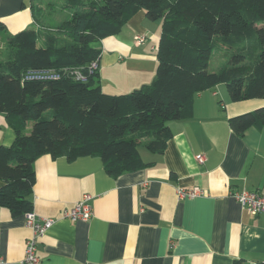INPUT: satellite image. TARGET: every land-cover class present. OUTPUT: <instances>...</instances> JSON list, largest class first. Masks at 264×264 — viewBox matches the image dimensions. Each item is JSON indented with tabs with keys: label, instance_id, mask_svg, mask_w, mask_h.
<instances>
[{
	"label": "crops",
	"instance_id": "obj_1",
	"mask_svg": "<svg viewBox=\"0 0 264 264\" xmlns=\"http://www.w3.org/2000/svg\"><path fill=\"white\" fill-rule=\"evenodd\" d=\"M69 16L47 0H0V56L8 37L29 28L53 30ZM161 22L138 11L120 33L93 42L103 93H130L154 80ZM243 102L231 101L223 83L197 93L192 116L167 123L172 137L165 150L141 147L147 166L117 178L100 157L36 158L32 212L55 220L37 243L40 264H261L264 215H249L231 196L242 190L264 195V127L237 135L228 126L229 118L263 104ZM14 138L0 113V145ZM190 188L205 194L177 197V189ZM86 194L92 196L87 222L61 218ZM29 235L24 214L14 217L0 206V264H22Z\"/></svg>",
	"mask_w": 264,
	"mask_h": 264
},
{
	"label": "trees",
	"instance_id": "obj_2",
	"mask_svg": "<svg viewBox=\"0 0 264 264\" xmlns=\"http://www.w3.org/2000/svg\"><path fill=\"white\" fill-rule=\"evenodd\" d=\"M47 2L67 10L69 19L53 30L15 33L0 58V113L15 135L11 145H0V206L14 217L32 211L33 165L40 156L70 162L100 157L106 173L117 178L147 166L141 147L165 150L172 137L167 123L190 118L197 93L223 83L234 103L264 99V0ZM142 10L149 21L162 20L154 80L130 93L105 94L98 70L87 74L100 58L92 44L120 33ZM212 55L221 58L210 72ZM75 69L87 75L86 82L74 80ZM43 71L60 76L24 79ZM228 126L237 135L261 130L264 106L229 118Z\"/></svg>",
	"mask_w": 264,
	"mask_h": 264
},
{
	"label": "built area",
	"instance_id": "obj_3",
	"mask_svg": "<svg viewBox=\"0 0 264 264\" xmlns=\"http://www.w3.org/2000/svg\"><path fill=\"white\" fill-rule=\"evenodd\" d=\"M136 41L142 43L143 37L137 36ZM98 70V61H93L87 67V74L91 75L94 71ZM67 72V71H66ZM70 74L73 76L75 81L86 82L87 75H85L82 70L75 69L70 71ZM59 74L57 72H48L43 71V73H35L30 72L24 76L25 80L30 79H51L56 80L59 78ZM196 161L198 163H203L205 158L203 155H199L196 157ZM177 197L179 199H188V198H196L201 197L205 194L203 190L198 188H190L186 189H177ZM231 196L234 198L236 202H238L243 210H245L249 215H264V195L260 194L256 191H246L242 190L239 192H233ZM92 196L89 194L83 195V197L74 203V205L70 209H64L62 217L63 219H67L70 222H87L92 216V208L90 207V201ZM55 220L53 218H40L34 212H28L24 214V224L25 227L30 232L29 238L26 239L24 245V257L22 259V264H40L39 259L36 256V246L38 241L44 237V234L49 230V228L54 224ZM0 258V262H1Z\"/></svg>",
	"mask_w": 264,
	"mask_h": 264
},
{
	"label": "rangeland",
	"instance_id": "obj_4",
	"mask_svg": "<svg viewBox=\"0 0 264 264\" xmlns=\"http://www.w3.org/2000/svg\"><path fill=\"white\" fill-rule=\"evenodd\" d=\"M4 56V54H3V52H1V56H0V58H2ZM220 56H216V55H212L211 56V58H210V60L208 61V63H209V66H208V70L210 71V72H213V71H215L218 67H219V65H220ZM261 103V102H263V104L260 106V107H256V108H261L262 106H264V99H251V100H248V101H246V102H243L242 104H245V103ZM256 108H252L251 110H254V109H256ZM251 110H249V111H251ZM244 113H248V112H244ZM244 113H241V114H244ZM241 114H238V115H241ZM30 131V128H29V130L27 131V133Z\"/></svg>",
	"mask_w": 264,
	"mask_h": 264
}]
</instances>
